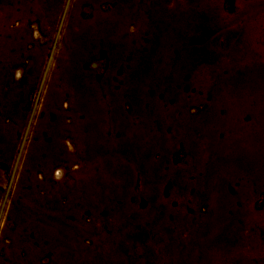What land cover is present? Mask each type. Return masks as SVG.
<instances>
[{
    "label": "rangeland",
    "instance_id": "374dc122",
    "mask_svg": "<svg viewBox=\"0 0 264 264\" xmlns=\"http://www.w3.org/2000/svg\"><path fill=\"white\" fill-rule=\"evenodd\" d=\"M0 264H264V0H0Z\"/></svg>",
    "mask_w": 264,
    "mask_h": 264
},
{
    "label": "bare ground",
    "instance_id": "6f19581e",
    "mask_svg": "<svg viewBox=\"0 0 264 264\" xmlns=\"http://www.w3.org/2000/svg\"><path fill=\"white\" fill-rule=\"evenodd\" d=\"M255 36V35H254Z\"/></svg>",
    "mask_w": 264,
    "mask_h": 264
}]
</instances>
